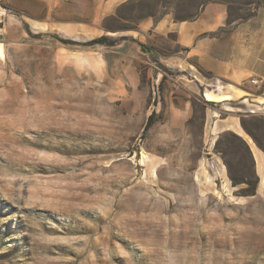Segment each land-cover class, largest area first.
<instances>
[{
  "label": "rangeland",
  "instance_id": "rangeland-1",
  "mask_svg": "<svg viewBox=\"0 0 264 264\" xmlns=\"http://www.w3.org/2000/svg\"><path fill=\"white\" fill-rule=\"evenodd\" d=\"M94 1L0 0V264H264V186L248 194L255 164L232 130L264 146V105L207 101L158 37L148 53L130 37L264 0H111L97 71L82 68L98 47L61 43L48 19L88 22Z\"/></svg>",
  "mask_w": 264,
  "mask_h": 264
},
{
  "label": "crops",
  "instance_id": "crops-1",
  "mask_svg": "<svg viewBox=\"0 0 264 264\" xmlns=\"http://www.w3.org/2000/svg\"><path fill=\"white\" fill-rule=\"evenodd\" d=\"M93 4L94 14L88 22H53L51 6L48 11L50 28L61 38L77 44L108 37L102 28V21L116 13L114 1L95 0ZM7 28V25L0 28V45L5 41ZM137 31L138 35L131 33L130 37L138 40L139 44H135L143 52L148 53L147 41L153 36L161 40L159 60L187 77V82L182 81V85L178 86L192 87L194 83L203 89L204 97L209 102L242 99L252 101L258 109L264 105V9L247 15H235L228 4L209 3L193 19L178 21L171 15L158 20L146 19L139 24ZM100 46H91L98 47L92 50L93 65L83 70L101 69L97 66L101 65V61H106L108 51H102ZM79 54L83 53L77 52L76 56ZM234 125L232 130L250 147L259 177L258 191L263 190L264 152L238 130L240 120Z\"/></svg>",
  "mask_w": 264,
  "mask_h": 264
},
{
  "label": "trees",
  "instance_id": "trees-1",
  "mask_svg": "<svg viewBox=\"0 0 264 264\" xmlns=\"http://www.w3.org/2000/svg\"><path fill=\"white\" fill-rule=\"evenodd\" d=\"M61 43L65 44V45H75L77 44L75 41L69 40V39H64V38H60L59 39ZM108 43V38L107 37H101L98 39H93L91 41H87L85 43H81L80 45L82 46H86V47H91L97 44H107ZM242 127L246 130V132L252 137V139L254 140L255 144L264 152V146L262 144V142L260 141V139L258 138V136L253 133L252 131H250L247 126L245 125V123L243 121H241ZM237 139H239V141L241 142V144L243 145L244 149L246 150V152L251 156L253 162V156L250 150L249 145L247 144V142L240 136H236ZM255 164V163H254ZM232 180V184L233 186H238L241 183H247L246 181H238L235 177H231ZM247 184H251V190L249 191V195L250 196H254L257 193V189H258V184H259V177L257 176L256 170H255V183H251L248 182Z\"/></svg>",
  "mask_w": 264,
  "mask_h": 264
},
{
  "label": "built area",
  "instance_id": "built-area-1",
  "mask_svg": "<svg viewBox=\"0 0 264 264\" xmlns=\"http://www.w3.org/2000/svg\"><path fill=\"white\" fill-rule=\"evenodd\" d=\"M254 84H256L257 82L256 81H252Z\"/></svg>",
  "mask_w": 264,
  "mask_h": 264
},
{
  "label": "bare ground",
  "instance_id": "bare-ground-1",
  "mask_svg": "<svg viewBox=\"0 0 264 264\" xmlns=\"http://www.w3.org/2000/svg\"><path fill=\"white\" fill-rule=\"evenodd\" d=\"M251 140V139H250ZM263 181V180H262ZM261 186V185H260Z\"/></svg>",
  "mask_w": 264,
  "mask_h": 264
}]
</instances>
